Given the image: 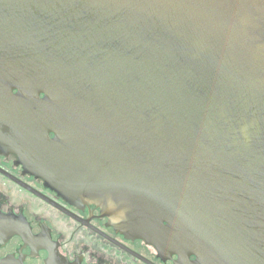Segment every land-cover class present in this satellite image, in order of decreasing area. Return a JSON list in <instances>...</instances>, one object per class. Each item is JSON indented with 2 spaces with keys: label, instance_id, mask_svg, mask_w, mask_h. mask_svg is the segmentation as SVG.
I'll return each mask as SVG.
<instances>
[{
  "label": "water",
  "instance_id": "obj_1",
  "mask_svg": "<svg viewBox=\"0 0 264 264\" xmlns=\"http://www.w3.org/2000/svg\"><path fill=\"white\" fill-rule=\"evenodd\" d=\"M13 131L183 264H264V0H0Z\"/></svg>",
  "mask_w": 264,
  "mask_h": 264
},
{
  "label": "flooded vegetation",
  "instance_id": "obj_2",
  "mask_svg": "<svg viewBox=\"0 0 264 264\" xmlns=\"http://www.w3.org/2000/svg\"><path fill=\"white\" fill-rule=\"evenodd\" d=\"M11 133V141L0 137V264H183L180 254L127 232L103 200L56 187L42 171L65 164Z\"/></svg>",
  "mask_w": 264,
  "mask_h": 264
}]
</instances>
